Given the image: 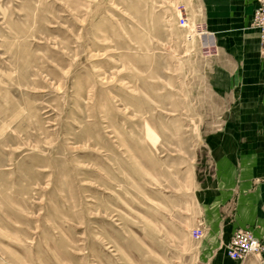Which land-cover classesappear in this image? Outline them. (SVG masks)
I'll return each mask as SVG.
<instances>
[{"label": "rangeland", "instance_id": "374dc122", "mask_svg": "<svg viewBox=\"0 0 264 264\" xmlns=\"http://www.w3.org/2000/svg\"><path fill=\"white\" fill-rule=\"evenodd\" d=\"M196 3L0 0V264H208Z\"/></svg>", "mask_w": 264, "mask_h": 264}, {"label": "crops", "instance_id": "0c3cea01", "mask_svg": "<svg viewBox=\"0 0 264 264\" xmlns=\"http://www.w3.org/2000/svg\"><path fill=\"white\" fill-rule=\"evenodd\" d=\"M256 0H197L214 53L200 55L219 122L206 132L210 178L194 181L189 226L200 228L198 256L208 264H246L229 257L234 233L264 238V49L253 27ZM192 215V216H191Z\"/></svg>", "mask_w": 264, "mask_h": 264}, {"label": "built area", "instance_id": "2783aa9c", "mask_svg": "<svg viewBox=\"0 0 264 264\" xmlns=\"http://www.w3.org/2000/svg\"><path fill=\"white\" fill-rule=\"evenodd\" d=\"M256 9L253 16V27L258 31L261 44L264 49V0H256ZM181 26L189 27L188 19L181 17ZM194 30L198 36L202 38L205 55H212L215 44L212 43L208 33L204 29L203 25H196ZM193 236L196 240H199L203 236V231L197 229L193 232ZM229 256L237 261H244L252 255L264 256V238L256 237L252 231L248 229H242L237 231L231 238L228 245Z\"/></svg>", "mask_w": 264, "mask_h": 264}]
</instances>
